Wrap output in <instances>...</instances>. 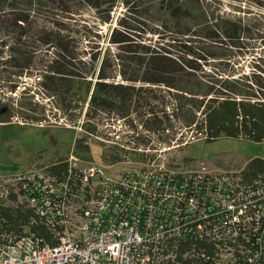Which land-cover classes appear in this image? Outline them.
Masks as SVG:
<instances>
[{"label":"trees","instance_id":"trees-1","mask_svg":"<svg viewBox=\"0 0 264 264\" xmlns=\"http://www.w3.org/2000/svg\"><path fill=\"white\" fill-rule=\"evenodd\" d=\"M250 1H256L264 8V0ZM115 3L116 0H0L1 18L10 21L8 31L18 34L20 45L17 57H11V65L22 72L40 70L38 84L46 91L48 99H57L65 115L76 109L82 114L83 105L76 106L89 101V117L94 116L91 113L112 110H119L121 116L126 117L128 113L143 109L152 118L147 128L154 126L160 133L174 128L166 120L176 119L181 122V129L195 131L208 143L221 137L264 143V78L261 77L264 73L259 76L255 71L252 76L238 73L227 77L216 74L207 80L202 67L207 42L241 49L246 34L253 33L251 24L256 25V19L248 17L241 7L235 13H206L199 0H162L165 12L175 23L169 26L164 21L162 32L149 19L154 14L149 0H126L128 10H132V4L138 9L144 7L142 16L147 19L130 24L122 19L118 28L111 32L108 56L100 59L97 67L100 56L97 47L87 52L79 43L86 41L91 45V41L99 37V30L95 25L80 24L77 18L84 10H94L106 24L111 20ZM5 6L7 9L3 10ZM38 13L50 19L45 26L36 21ZM169 29H173L172 33L164 35ZM148 33L153 36L149 37ZM26 39L34 41L32 46L25 44ZM37 40L49 52L41 66H36ZM30 48L32 51L28 50ZM16 90L17 86L12 92ZM31 92L32 89L25 88L22 93ZM34 97L33 91L31 98ZM170 101H173L171 119L167 113ZM152 102L159 105H151ZM160 113L163 114L160 116ZM97 129L93 125L86 132L91 137ZM176 137V134L171 139L167 136L163 142H174ZM76 146L82 153L90 151L86 137ZM125 155L127 153L111 150L108 159L115 163L122 161ZM66 161L48 166L49 172L60 176L67 174L69 165ZM18 170L17 165L0 169ZM169 171L177 172L179 177L176 178L179 182L171 177L173 185H185L186 192H193L196 197V193H200L212 205V197H223L221 201L232 202L240 192L249 187L254 189L258 182L264 181V159H252L239 174L225 175L222 180L211 178L196 186L190 180V188L186 187L182 172L175 167ZM4 214L15 225H29L30 219L35 217L33 211L24 207L6 209ZM33 230L41 236L49 234L44 227L34 226ZM247 248L253 252L257 250L253 246Z\"/></svg>","mask_w":264,"mask_h":264},{"label":"built area","instance_id":"built-area-1","mask_svg":"<svg viewBox=\"0 0 264 264\" xmlns=\"http://www.w3.org/2000/svg\"><path fill=\"white\" fill-rule=\"evenodd\" d=\"M66 163L62 176L0 171V264H264V181L210 205L164 165L104 167L74 153ZM196 164L182 172L188 188L240 173ZM19 207L34 212L29 225L4 214Z\"/></svg>","mask_w":264,"mask_h":264},{"label":"rangeland","instance_id":"rangeland-1","mask_svg":"<svg viewBox=\"0 0 264 264\" xmlns=\"http://www.w3.org/2000/svg\"><path fill=\"white\" fill-rule=\"evenodd\" d=\"M149 1L148 4H151V11L154 13L153 18L149 19L153 20L159 30L162 31L161 25L164 21L169 23V26L175 24L173 17L165 12L162 0ZM199 1L206 13H235L241 7L244 13L247 12L245 14L248 17L256 19V25L251 24L253 33L246 34L242 42L244 46L241 49L207 42L202 61L206 79L216 74L227 77L238 73L252 76L255 71H258L259 76L264 73V8L258 6L256 1L250 0ZM125 3L126 0H116L111 20L106 24L94 10H84L77 18L80 24L95 25L99 30V37L91 41V45H88L86 41L79 43L82 50L87 52H90L92 47H97L96 52L100 54L97 67L100 66V59L108 56L106 51L111 48L109 43L111 32L118 28L122 19L127 24L136 20L144 21L143 18L147 19L146 16H142L144 7L138 9L132 4L130 5L132 10H128ZM2 9H7V6ZM157 9H161L160 12H157ZM194 14L197 13L194 12ZM1 17L0 15V169L13 165H17L19 170L48 167L65 161L72 153L82 156L87 162L108 167L110 164L108 156L111 150L127 153L122 160L128 163L121 166L164 165L166 168L175 167L180 172L196 169L200 165L196 163L203 162L213 171L232 173L242 171L252 159H264V143L228 137H221L215 142L208 143L195 131L181 129V122L171 119L173 118V101L169 102L167 112L171 122L166 120V123L173 124L174 128H169V131L163 133L157 132L151 125L147 128L152 118L146 110L142 111L143 109L128 113L126 117L121 116L122 113L119 110L98 111L97 114L91 113L94 116L89 117L87 115L91 106L89 101H86L80 106L73 103L76 107L83 105L82 114L79 109H76L65 115L57 99H48L46 91L38 84L40 81L37 77L40 70L22 72L11 65V57H17L20 48L18 34L8 31L10 21H4L5 19ZM35 17L36 21L43 26L50 20L48 16H42L40 13ZM172 31L173 29H169L163 34L168 35ZM147 35L153 36L151 33ZM36 42V66H41V62L46 59L49 52L46 47L38 44V40ZM33 43L34 41L30 39L25 41V44L30 46ZM21 45L24 46V43ZM21 48L24 49L22 46ZM28 50L32 51L31 48ZM261 77L264 78V74ZM15 86L17 90L12 92ZM25 88L32 89V92L23 94ZM33 91L34 99L31 98ZM152 103L151 105H159L158 102ZM91 125H96L98 129L89 137L86 131L92 127ZM175 134L177 137L174 142L164 144L165 137L169 136L171 139ZM85 137L90 151L82 153L76 145ZM186 159L195 160L196 163H189Z\"/></svg>","mask_w":264,"mask_h":264}]
</instances>
